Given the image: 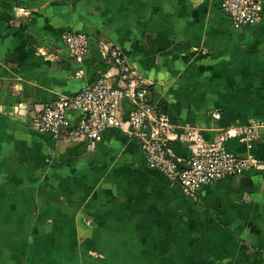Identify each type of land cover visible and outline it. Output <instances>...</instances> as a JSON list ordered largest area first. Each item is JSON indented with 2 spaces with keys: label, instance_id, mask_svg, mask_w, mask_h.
<instances>
[{
  "label": "crops",
  "instance_id": "1",
  "mask_svg": "<svg viewBox=\"0 0 264 264\" xmlns=\"http://www.w3.org/2000/svg\"><path fill=\"white\" fill-rule=\"evenodd\" d=\"M219 1L0 0V264H264V169L193 198L119 129L87 148L33 125L42 104L117 73L110 43L171 116L173 153L191 154L190 127L264 161V131L224 139L264 120V13L235 28ZM73 31L89 38L80 60Z\"/></svg>",
  "mask_w": 264,
  "mask_h": 264
},
{
  "label": "built area",
  "instance_id": "2",
  "mask_svg": "<svg viewBox=\"0 0 264 264\" xmlns=\"http://www.w3.org/2000/svg\"><path fill=\"white\" fill-rule=\"evenodd\" d=\"M219 6L235 28L254 24L264 13V0H220ZM63 39L80 60L87 50L88 36L73 31L65 33ZM104 46L117 73L99 76L71 97H59L42 104L33 120L36 129L55 138L68 136L79 140L87 148L95 147L108 130L119 129L138 142L150 169L160 172L168 183L193 198L210 184L249 169H264V161L237 156L227 150L223 140L201 141L190 127H186L184 133L185 138L194 143L191 154L173 153L167 145L175 131L171 116L154 100L150 84L134 72L123 52L110 43ZM71 110L79 113L76 123L69 117ZM212 116L220 118V113L214 111ZM224 131V139L236 137L250 142L264 131V120H252Z\"/></svg>",
  "mask_w": 264,
  "mask_h": 264
}]
</instances>
